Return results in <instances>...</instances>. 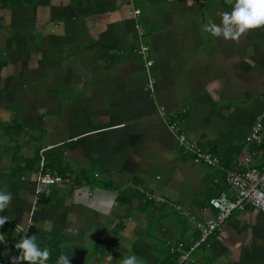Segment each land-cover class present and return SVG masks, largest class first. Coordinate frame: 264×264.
Masks as SVG:
<instances>
[{
  "label": "crops",
  "instance_id": "1",
  "mask_svg": "<svg viewBox=\"0 0 264 264\" xmlns=\"http://www.w3.org/2000/svg\"><path fill=\"white\" fill-rule=\"evenodd\" d=\"M231 10L226 0H0V189L13 195L0 234L13 252L18 228L29 224L51 253L47 264L61 255L70 264H112L133 254L141 264H170L174 243L199 237L196 223L213 215L209 200L227 189L224 171L182 156L159 109L180 115L187 137L225 170L246 153L255 167L264 163V27L238 42L203 30ZM137 24L150 48L151 90L135 51ZM83 116L79 126L70 120ZM257 122L262 144L247 147ZM112 141L114 153L72 162L75 150ZM36 149L67 174L84 170L88 184H62L67 197L56 191L49 204L40 201L37 171L17 169ZM124 153L128 178L119 171ZM173 207L187 217L183 230ZM0 264H8L2 244ZM188 264H264V213L235 212Z\"/></svg>",
  "mask_w": 264,
  "mask_h": 264
},
{
  "label": "built area",
  "instance_id": "2",
  "mask_svg": "<svg viewBox=\"0 0 264 264\" xmlns=\"http://www.w3.org/2000/svg\"><path fill=\"white\" fill-rule=\"evenodd\" d=\"M137 13L136 11L133 14L136 15ZM135 31L137 36L135 51L146 72L147 87L151 90L154 82L150 74L152 67L150 48L145 42V32L139 24L135 26ZM159 112L166 121L168 130L174 135L180 154L194 163L202 164L213 170L224 171V181L227 186L226 191L219 192L208 202V209L213 212L212 217L196 223L200 232L199 237L195 241L190 240L189 245L179 241L170 247L172 264H188L191 262L193 252L210 238L219 234L224 224L235 212H242L248 206L264 213V163L260 167H255L252 163V155L246 153L242 161L237 162L231 169L225 170L223 162L218 156L187 137L181 117L166 112L163 107H160ZM261 129V123L257 122L245 139L247 147L262 144ZM42 153L43 151L40 152V161L37 165L35 194L48 197L53 186L67 184L69 179L62 178L55 171L45 170ZM230 192L232 195L229 196L228 193ZM29 227L30 224L25 228L28 236L30 234ZM1 244L5 260L11 264L12 258L19 256L20 251L13 252L10 244L6 241L1 242Z\"/></svg>",
  "mask_w": 264,
  "mask_h": 264
},
{
  "label": "clouds",
  "instance_id": "3",
  "mask_svg": "<svg viewBox=\"0 0 264 264\" xmlns=\"http://www.w3.org/2000/svg\"><path fill=\"white\" fill-rule=\"evenodd\" d=\"M227 4L232 5L230 12L225 11L222 15L220 24L211 20L203 26V30L214 37H222L224 40L238 42L241 36L249 31L264 27V0H226ZM13 200V195L4 189H0V213L8 209ZM8 220L6 216H0V227H3ZM23 236L19 239L15 248L20 251V255L13 257L11 264H47L50 259V251L47 248H41L36 242V236H28L27 229H19ZM75 234V231L69 229ZM4 236L0 234V242H3ZM57 264H70L68 256L61 255ZM121 264H141L136 255H129L121 260Z\"/></svg>",
  "mask_w": 264,
  "mask_h": 264
},
{
  "label": "rangeland",
  "instance_id": "4",
  "mask_svg": "<svg viewBox=\"0 0 264 264\" xmlns=\"http://www.w3.org/2000/svg\"><path fill=\"white\" fill-rule=\"evenodd\" d=\"M147 41V40H146ZM77 72H79V71H77ZM79 75H81V74H79ZM83 78H84V76H83ZM69 89L72 91V90H75L76 88H72V87H69ZM69 96H68V98H71L70 99V101H69V104H70V106H74V107H77V106H79L80 105V103L78 102V98H76V95L75 94H68ZM83 106H84V102H83ZM73 114H75V113H72L71 115H73ZM76 115H79V116H81V114L80 113H76L75 114V116ZM81 119H83L84 120V116L82 117V118H70V120H72L73 121V123L75 124V125H80V121H81ZM88 119H91L90 118V115H89V117H88ZM123 129H125V131L127 130V128L126 127H124ZM84 130V128L81 130L80 129V127H78V129H76V128H72L71 129V131L72 132H74V133H79V132H81V131H83ZM123 136L125 137V138H127V140H128V135H127V132H125V134H123ZM116 137H118V136H116ZM139 137V136H138ZM137 137V138H138ZM119 138H120V136H119ZM118 138V139H119ZM121 139H119V141H120ZM125 142V141H124ZM124 142H121L120 141V143L119 144H121L122 146H124ZM114 146H116L114 143H113V141H112V145H111V142L110 143H107V144H104V143H102V145H100L99 147H97V149L95 150H93V149H91V152L89 153L88 151H84V149H82L81 151H77V150H75L74 151V154H72L71 156L73 157H71L72 159H73V163L74 162H79L80 163V165H81V162H83L84 163V159H87V158H89V157H91V158H96L97 157V154H101V153H105L106 155H110V154H112V153H114L115 152V150H112V148L114 147ZM126 146V148L128 147V145H125ZM42 147H43V145H42ZM114 149V148H113ZM128 149V148H127ZM123 152V151H122ZM121 152V153H122ZM128 152V151H127ZM16 154V155H19V154H17L16 152H11V154ZM10 154V155H11ZM125 155H126V157H124L123 155V157H121V159L119 160V162H120V167H119V171H120V173L122 174V175H125V176H127V178H128V175H126V174H128V172H127V169L129 168V164H130V162L128 161V153H124ZM130 154L131 155H134V156H137V155H139V156H141V154L139 153V151L137 152L135 149H131V151H130ZM87 161V160H86ZM81 166H83V165H81ZM77 167H79V165H76V168ZM142 169V168H141ZM130 170H131V168H130ZM0 172H3V171H1L0 170ZM122 178V177H121ZM124 178H126V177H124ZM126 178V179H127ZM96 186L99 188V186L100 185H98V184H96ZM52 189H54V190H56L57 191V195H58V197H61V198H65V197H67L68 196V194L70 193V192H68V190L66 189V187L65 186H63V185H59V186H53L50 190H52ZM50 194H51V192H50ZM137 198L138 199H140V197L139 196H137ZM136 198V200L137 201H143V200H138ZM56 198H53V200H55ZM42 205V204H41ZM43 207H46L45 206V203L42 205ZM169 215H171L170 217H173V219H174V226H175V228H178L179 230H183L184 228H186L187 227V225H188V223L186 222V215H184V214H182L181 212H177L176 211V208L175 207H173V209L171 208L170 209V212H169ZM156 219V218H155ZM155 219L153 220V221H151L152 223H153V226L154 227H156V225L154 224V221H155ZM6 226H8V221L6 222V224L3 226V227H0V232H2V234H3V230L6 228ZM0 244H1V242H0ZM83 248H84V245H83ZM124 257H126V256H124ZM123 257V258H124ZM122 258V259H123ZM122 259H120V260H118V261H116L115 263H112V264H121V260Z\"/></svg>",
  "mask_w": 264,
  "mask_h": 264
},
{
  "label": "trees",
  "instance_id": "5",
  "mask_svg": "<svg viewBox=\"0 0 264 264\" xmlns=\"http://www.w3.org/2000/svg\"><path fill=\"white\" fill-rule=\"evenodd\" d=\"M178 117H181V116L178 115ZM181 121H182V118H181ZM41 156L44 157V169L55 171L62 178L69 179V183H67V184L71 183L74 187H79V186H83V185L88 184V180L86 179V177H84V170H81L78 173L71 172L70 174H67L68 169L61 168L59 166L58 159H49L45 153H42ZM53 160H55V161L53 162ZM27 161L28 162L27 163L25 162V164L22 165V167L17 166V169H19V170L22 169L23 172H27V173L32 172V171L36 172L37 167L35 168V162L39 163V161H40V150L39 149L34 150V157L32 159L27 160ZM63 185H65V184H63ZM55 195H56V190L52 189L51 194L48 197H42L41 196L39 199H40V201L45 202L46 204H49L52 201V199L55 197ZM140 197H142V196H140ZM140 202L144 204V203L150 202V200L145 199V200L140 201ZM20 237H22L21 233H20ZM111 241H112L111 239L109 241H103L101 244L105 243V248L107 249V247L110 246L109 243H111ZM170 256H171V254H170ZM171 263L172 262L170 261V264ZM162 264H166V263H162Z\"/></svg>",
  "mask_w": 264,
  "mask_h": 264
}]
</instances>
